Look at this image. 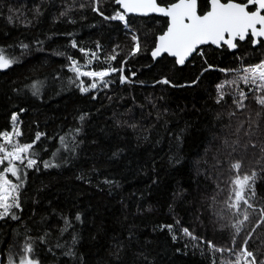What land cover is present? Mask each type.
I'll return each instance as SVG.
<instances>
[{
  "label": "trees",
  "instance_id": "obj_1",
  "mask_svg": "<svg viewBox=\"0 0 264 264\" xmlns=\"http://www.w3.org/2000/svg\"><path fill=\"white\" fill-rule=\"evenodd\" d=\"M198 3L199 13L209 10V0ZM117 12L115 0H0V54L13 61L0 70V143L17 129L13 144L33 145L23 164L14 161L21 178L7 174L20 207L0 219L4 264L29 255L38 264H236L238 256L249 264L248 236L259 264L264 91L240 77L264 61V44L204 47L180 67L150 56L167 19H105ZM73 61L110 74L80 76ZM28 158L37 164L28 168ZM252 173L253 207L241 202L249 219L237 235L234 181Z\"/></svg>",
  "mask_w": 264,
  "mask_h": 264
},
{
  "label": "snow or ice",
  "instance_id": "obj_2",
  "mask_svg": "<svg viewBox=\"0 0 264 264\" xmlns=\"http://www.w3.org/2000/svg\"><path fill=\"white\" fill-rule=\"evenodd\" d=\"M98 4L100 0H95ZM115 3L121 5L124 12H117L112 17H105V19H118L127 23L126 14L127 13H137L141 15H147L149 13H159L164 17L170 18V24L167 31L160 35L158 40L159 44L152 52V56L155 58L161 54L167 53L168 55L177 58L176 62L183 65L186 59L193 53L197 55H203V51L200 50L202 45H216L220 47L221 45H227L230 49H235L238 47L236 41H244L249 39L253 45L264 44V0H209L210 10L203 13H198L197 11V0H174L171 4L167 6H161L157 3V0H115ZM94 10L99 11V8H94ZM133 40L136 41L134 49L139 51L140 44L138 37L133 36ZM76 45L73 44V47ZM25 47H27L25 45ZM134 54V53H133ZM95 56V53H92ZM110 59H115V56L110 57ZM13 63L12 60L8 59L4 55L0 54V70L9 67ZM90 63V61H89ZM76 62L73 61L72 71L76 72L80 76H88L92 78H99L101 81L104 80L105 76H108L109 71H81L79 67L75 66ZM122 71V69H111V71ZM244 75L240 77L245 84L251 83L256 85L260 91H264V61L243 69ZM161 83L168 84V80H163ZM235 83V81H232ZM92 88L96 87V84L91 85ZM223 88L224 85L219 86ZM82 91L87 92L89 88H82ZM35 94V93H34ZM243 99H246V94L241 91L240 93ZM223 99V95L220 97ZM219 103V100L217 101ZM258 102L264 106V97L258 98ZM242 106V100L240 105ZM16 117L13 116V120ZM81 120L84 119L83 116L80 117ZM3 137L7 140L9 144L13 145L12 151H7L4 147H0V165H3L5 160H7L8 165L4 169H0V219H3L6 215H10V209L13 207L19 208L18 203L19 185L14 184L12 180L8 179L6 173H10L13 177L19 180L21 177L19 169L14 161H19L21 164L24 163V154L29 153L32 144H13L11 135L8 132H4ZM16 136H20L21 133L17 130L15 132ZM41 134H36V140L40 139ZM64 138L61 137V143H63ZM32 157L35 153L31 154ZM37 164L35 158L27 159V167L32 168ZM50 165L44 162V167L47 168ZM241 167L240 163L233 165V168L239 170ZM255 173L251 176H243L234 181L237 186L234 191L235 201L229 207L234 208L237 213L241 214L243 219L238 221L236 226V234L238 235L241 231V225L249 219V214L247 209L241 210V202L247 206V208H252L253 205L249 203L248 198L245 195V188L252 189L253 185L249 184L250 180H254ZM254 195V191H253ZM11 201V202H9ZM262 215H264V209L261 210ZM12 218L17 217L12 214ZM79 219V216L76 217ZM264 223V219L260 221ZM259 224H257V227ZM171 227V226H169ZM185 234L191 235L187 230H183ZM175 239V237H174ZM193 239H197L193 237ZM251 236H248L243 244L241 245V255L244 256L247 261L248 257L252 260L249 264H257L256 257L253 252L248 251L247 243ZM210 247L216 251H224V249L216 248L211 241L207 242ZM26 252H31L30 246H25ZM71 255V253H68ZM240 257H237L236 264H239ZM20 264H34L32 259L23 257L20 260ZM259 264H264V260L259 261Z\"/></svg>",
  "mask_w": 264,
  "mask_h": 264
},
{
  "label": "water",
  "instance_id": "obj_3",
  "mask_svg": "<svg viewBox=\"0 0 264 264\" xmlns=\"http://www.w3.org/2000/svg\"><path fill=\"white\" fill-rule=\"evenodd\" d=\"M176 2H178V0L176 1ZM157 3H158V0H157ZM117 4V3H116ZM159 4V3H158ZM119 7H120V10H121V12L123 13L124 12V9L121 7V5H119V4H117ZM161 6H163V5H161ZM199 3H198V0H197V11H198V13H199ZM209 10H210V4H209ZM262 14H264V13H262ZM130 16H133V17H142V18H149V17H153V16H156V17H162V18H165V19H167V21H168V25H167V28H168V26H169V24H170V18H168V17H164V16H162V15H160L159 13H149V14H147V15H141V14H137V13H127L126 14V17H130ZM167 28H166V30L162 33V34H164L166 31H167ZM161 34V35H162ZM160 36V35H159ZM159 36H157L156 37V42H155V45H154V48L152 49V51H151V53H150V56L154 59V60H157V59H160L161 57H163V56H168L169 58H171V59H174L175 60V62H176V59L177 58H175V57H172V56H170V55H168L167 53H164V54H161L160 56H157V57H153L152 56V52L155 50V48L158 46V44H159V40H158V38H159ZM246 40V39H245ZM244 40V41H245ZM237 41H239V40H237ZM244 41H240V42H244ZM258 44H256V45H254V46H257ZM209 46H211V47H213V48H215V49H221L222 48V46H226L227 47V45H221L220 47H217L216 45H211V44H207V45H202V46H200V49L201 48H204V47H209ZM227 48H229V47H227ZM230 49V48H229ZM236 49V48H235ZM235 49H230L231 51H233V50H235ZM196 53H193L191 56H189L187 59H186V61H185V63L183 64V65H181V64H179V63H177L176 62V64L178 65V66H180V67H182V66H184L189 60H191V58L195 55ZM0 264H3V256L2 255H0Z\"/></svg>",
  "mask_w": 264,
  "mask_h": 264
},
{
  "label": "rangeland",
  "instance_id": "obj_4",
  "mask_svg": "<svg viewBox=\"0 0 264 264\" xmlns=\"http://www.w3.org/2000/svg\"><path fill=\"white\" fill-rule=\"evenodd\" d=\"M245 68H247V67H245ZM244 69V68H243ZM17 131V129H15L13 132H11L10 133V135H11V138L12 139H14L15 137H17L16 135H15V132ZM4 142H7V140L5 139V138H3V141L0 143V147H2V145H3V143ZM9 151H12V150H9ZM3 155V153H0V156H2ZM1 166V165H0ZM7 167V166H6ZM5 167V168H6ZM4 169V168H3ZM6 174H8V173H6ZM10 202V201H9ZM0 211H2V209H0ZM27 258H29V259H32V257L29 255ZM22 258H20L19 260H11V259H7V261H6V264H20V260H21ZM33 260V262H34V264H38V262L37 261H35L34 259H32ZM248 264V263H247Z\"/></svg>",
  "mask_w": 264,
  "mask_h": 264
},
{
  "label": "bare ground",
  "instance_id": "obj_5",
  "mask_svg": "<svg viewBox=\"0 0 264 264\" xmlns=\"http://www.w3.org/2000/svg\"><path fill=\"white\" fill-rule=\"evenodd\" d=\"M0 255H2V254H0ZM3 256V255H2ZM3 264H4V256H3Z\"/></svg>",
  "mask_w": 264,
  "mask_h": 264
},
{
  "label": "flooded vegetation",
  "instance_id": "obj_6",
  "mask_svg": "<svg viewBox=\"0 0 264 264\" xmlns=\"http://www.w3.org/2000/svg\"><path fill=\"white\" fill-rule=\"evenodd\" d=\"M236 43H237V41H236ZM222 47H226V46H222ZM222 49V48H221Z\"/></svg>",
  "mask_w": 264,
  "mask_h": 264
}]
</instances>
